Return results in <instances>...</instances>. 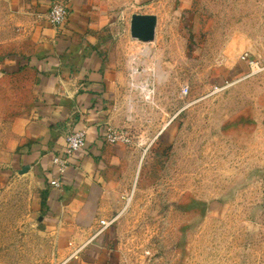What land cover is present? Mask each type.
I'll list each match as a JSON object with an SVG mask.
<instances>
[{
	"label": "rangeland",
	"instance_id": "1",
	"mask_svg": "<svg viewBox=\"0 0 264 264\" xmlns=\"http://www.w3.org/2000/svg\"><path fill=\"white\" fill-rule=\"evenodd\" d=\"M104 1L122 77L112 128L136 157L112 194L122 259L264 264V0ZM144 12L158 18L150 42L131 36L132 14ZM24 41L0 0V171L36 105L33 72L5 67ZM33 191L0 180V264L60 262L28 210Z\"/></svg>",
	"mask_w": 264,
	"mask_h": 264
},
{
	"label": "crops",
	"instance_id": "2",
	"mask_svg": "<svg viewBox=\"0 0 264 264\" xmlns=\"http://www.w3.org/2000/svg\"><path fill=\"white\" fill-rule=\"evenodd\" d=\"M4 1L26 37L20 51L7 54L5 67L33 72L36 105L0 180L34 187L28 210L48 227L59 264H126L115 227L102 229L116 179L136 159L122 143L106 139L115 117L110 98L122 81L110 51L114 16L104 0H66L69 18L56 28L47 19L51 0ZM82 129L85 146L52 184L58 177L53 156L62 153L68 131Z\"/></svg>",
	"mask_w": 264,
	"mask_h": 264
},
{
	"label": "built area",
	"instance_id": "3",
	"mask_svg": "<svg viewBox=\"0 0 264 264\" xmlns=\"http://www.w3.org/2000/svg\"><path fill=\"white\" fill-rule=\"evenodd\" d=\"M70 8L66 0H51L50 8L47 13V19L53 27L59 28L66 23L69 18ZM250 66L253 64L246 58V55L242 56ZM183 92L188 93V88L184 87ZM147 99L149 96L146 97ZM86 130L68 131L65 135L66 145L62 150V153H56L53 156V164L58 172V177L53 178L52 184L58 185L61 176L67 170L70 164V158L75 152L82 149L86 144ZM106 139L111 143H130L131 139L124 131H118L112 127L108 129ZM113 223V220L103 221L102 229Z\"/></svg>",
	"mask_w": 264,
	"mask_h": 264
},
{
	"label": "water",
	"instance_id": "4",
	"mask_svg": "<svg viewBox=\"0 0 264 264\" xmlns=\"http://www.w3.org/2000/svg\"><path fill=\"white\" fill-rule=\"evenodd\" d=\"M157 17L154 14L134 13L131 17V36L142 42H150L155 38ZM25 167L22 172H25Z\"/></svg>",
	"mask_w": 264,
	"mask_h": 264
}]
</instances>
